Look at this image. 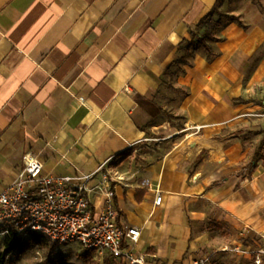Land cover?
Instances as JSON below:
<instances>
[{"label":"crops","instance_id":"0c3cea01","mask_svg":"<svg viewBox=\"0 0 264 264\" xmlns=\"http://www.w3.org/2000/svg\"><path fill=\"white\" fill-rule=\"evenodd\" d=\"M230 2L0 0V190L26 153L50 175L101 168L119 224L156 262L264 247V130L246 125L264 115V0L245 13ZM210 18L211 58L178 63ZM230 234L244 241L229 247Z\"/></svg>","mask_w":264,"mask_h":264},{"label":"built area","instance_id":"2783aa9c","mask_svg":"<svg viewBox=\"0 0 264 264\" xmlns=\"http://www.w3.org/2000/svg\"><path fill=\"white\" fill-rule=\"evenodd\" d=\"M94 198L100 200L99 207ZM113 199V180L101 168L89 174L50 175L36 156L26 153L15 180L0 190V243L11 236L22 242L40 235L56 245L77 244L85 252L106 254L118 264H166L138 251L140 233L119 224ZM160 203L158 195L154 204ZM259 238L264 243V233ZM232 251L252 255L254 264H263L262 245H240ZM209 260L205 256L190 264Z\"/></svg>","mask_w":264,"mask_h":264},{"label":"rangeland","instance_id":"374dc122","mask_svg":"<svg viewBox=\"0 0 264 264\" xmlns=\"http://www.w3.org/2000/svg\"><path fill=\"white\" fill-rule=\"evenodd\" d=\"M260 0H231L230 2V8L227 10H238L240 7L243 9L244 13L246 10H250V4L252 7L259 8ZM255 9V8H254ZM218 11L216 12V14ZM224 14L223 12H220L218 15ZM215 16L214 19H217ZM226 18V19H225ZM225 21H229V19H232V17L225 16ZM212 20L211 18L208 20H205L203 23L200 24L199 30L197 31V28L192 32V35H188L186 39L182 42V49H184L183 53L180 54V57L177 59L178 63H187V59L194 56L196 53H203L202 45L197 43L198 40H202L204 37V30L206 29L205 26H208L212 28ZM212 24H211V23ZM222 24V22L220 21ZM215 24V23H214ZM202 25H204V30L202 29ZM211 25V26H209ZM214 27V25H213ZM204 43H208V39H205ZM207 45V44H206ZM186 49V50H185ZM170 86L166 87L167 90ZM170 89V88H169ZM246 125L249 128H257L264 130V115L261 114V112H249L246 114ZM256 147V145H255ZM215 219L208 217L207 220H204L205 226L211 225L215 226L214 224ZM209 228V227H208ZM213 228V227H210ZM212 232L215 230L211 229ZM228 234V233H226ZM218 238L221 239V236L219 234L216 235ZM230 239L228 242L229 247L234 242H242L244 240H239L234 236L233 234H230ZM24 247H22L20 250L16 251V253H13L8 258L7 264H86L82 260V256L86 253L79 245L77 244H67V245H56L48 240H43L42 242H36L30 238H25L23 241ZM3 246L4 243H0V254L3 252ZM222 246H217L215 248H208L204 250L203 254H208L211 252H215V254L211 258V264H253L251 255H246L241 257V259L230 258L229 254L223 253L221 251H218L221 249ZM91 259L97 263V264H103V261L106 257H108L106 254H101L98 252L90 253ZM109 258V257H108ZM109 264H118L114 263L109 258Z\"/></svg>","mask_w":264,"mask_h":264},{"label":"trees","instance_id":"16d2710c","mask_svg":"<svg viewBox=\"0 0 264 264\" xmlns=\"http://www.w3.org/2000/svg\"><path fill=\"white\" fill-rule=\"evenodd\" d=\"M231 18V17H230ZM233 20H237L235 17H232ZM208 36L206 35L205 37L202 38L201 40V45L202 48L204 49V51L206 52V59L209 60L211 58L212 51L210 49L209 46H207L204 41L205 39H207ZM243 102V101H241ZM122 158H119L116 162H115V166L118 165L120 163ZM259 161V150H256L253 158L251 160V162L249 163V165L244 168L243 170H241L238 175H250L255 168L257 167V162ZM30 239L36 241V242H42L43 240H45L44 236H40V235H32L30 237ZM22 247H24V243L23 241H19V239H17L14 236H11L9 238H7L4 241V246H3V252L0 254V264H7L8 262V258L13 255V253H16V251L20 250ZM82 260L86 263V264H97L95 263L92 259H91V254L86 252L83 256H82ZM103 264H109V258L106 257L103 261Z\"/></svg>","mask_w":264,"mask_h":264}]
</instances>
